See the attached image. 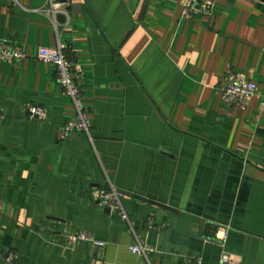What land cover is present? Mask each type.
<instances>
[{"label":"crops","instance_id":"0c3cea01","mask_svg":"<svg viewBox=\"0 0 264 264\" xmlns=\"http://www.w3.org/2000/svg\"><path fill=\"white\" fill-rule=\"evenodd\" d=\"M43 3L0 0V41L28 55L0 61V264H264V0H72L63 25ZM58 42L90 137L61 139L76 110L36 58ZM231 71L257 85L242 108L221 100ZM112 187L129 221L98 201Z\"/></svg>","mask_w":264,"mask_h":264},{"label":"built area","instance_id":"2783aa9c","mask_svg":"<svg viewBox=\"0 0 264 264\" xmlns=\"http://www.w3.org/2000/svg\"><path fill=\"white\" fill-rule=\"evenodd\" d=\"M11 1L17 2V0ZM214 2L215 0H182L183 14L208 15L213 10ZM67 7L68 4L60 2V0H44V3L34 10L51 15L53 21L59 23L56 20V16L57 14H63L67 19L70 14ZM27 56L23 50L13 47L8 41H0V61L19 62L27 58ZM36 58L41 62L54 66L56 80L60 84L63 94L71 99L76 110V119L61 126V139L73 132H81L90 137L91 123L85 113L81 99V89L74 76L73 64L67 59L65 54V45L58 42L54 46L40 47ZM256 88V83L250 81L239 72L231 71L227 75L225 84L220 88L221 100L227 105L242 108L246 100L255 94ZM27 115L30 118L42 120L44 109L41 105L30 104L27 106ZM97 197L102 206L118 212L124 220L129 221V217L121 205L123 193L120 190L113 187L107 190H99ZM225 235V230L220 228L215 237L224 239ZM80 240H91V237L82 231L76 233L66 232L64 245L73 246ZM94 243L98 246L104 245L102 242L94 241ZM129 249L139 255H144L152 250V248L141 243L135 244ZM6 264H15L13 254L7 255ZM189 264H202V259L200 257H191Z\"/></svg>","mask_w":264,"mask_h":264},{"label":"water","instance_id":"95a60500","mask_svg":"<svg viewBox=\"0 0 264 264\" xmlns=\"http://www.w3.org/2000/svg\"><path fill=\"white\" fill-rule=\"evenodd\" d=\"M60 2H63V3H67L68 4V7H67V10H69L70 12H73V8H74V5H70V3L72 2V0H60ZM56 20L60 23V24H64L65 23V21H66V16L65 15H63V14H57V16H56ZM62 29V26H60L59 28H58V30L60 31ZM126 36H128V34L126 35ZM126 38V37H125ZM133 197H135V198H138V199H142L140 196H138V195H132ZM106 210V212H108L109 211V208H106L105 209Z\"/></svg>","mask_w":264,"mask_h":264}]
</instances>
